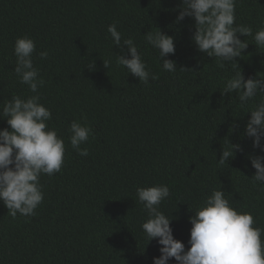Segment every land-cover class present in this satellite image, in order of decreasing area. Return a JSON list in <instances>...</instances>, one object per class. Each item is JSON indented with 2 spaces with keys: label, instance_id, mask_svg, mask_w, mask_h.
<instances>
[{
  "label": "trees",
  "instance_id": "obj_1",
  "mask_svg": "<svg viewBox=\"0 0 264 264\" xmlns=\"http://www.w3.org/2000/svg\"><path fill=\"white\" fill-rule=\"evenodd\" d=\"M177 5L178 0H0V105L34 95L13 71L15 41L26 35L36 44L33 63L44 81L40 102L52 113L49 128L66 147L61 171L40 178L44 200L35 215L13 218L0 202V264H152L160 246L142 230L147 213L136 188L155 184L170 188L161 210L173 219V236L186 250L189 217L213 189L222 188L236 210L253 214L254 227H264V187L249 180L255 170L246 159L259 150L233 134L245 154L228 164L217 161L232 119H241L242 132L249 118L235 93L220 95L233 69L195 50L193 22L174 24ZM236 22L255 34L264 24V0H237ZM112 23L122 41L137 44L155 81L145 85L116 67L119 49L107 32ZM155 27L176 37V53L168 59L195 72L162 69L158 51L144 38ZM244 39L250 45L238 63L247 79L264 73V49H256L252 37ZM105 59L112 60L108 68ZM73 120L91 127L81 145L87 156L70 145ZM7 127L0 120V130Z\"/></svg>",
  "mask_w": 264,
  "mask_h": 264
},
{
  "label": "clouds",
  "instance_id": "obj_2",
  "mask_svg": "<svg viewBox=\"0 0 264 264\" xmlns=\"http://www.w3.org/2000/svg\"><path fill=\"white\" fill-rule=\"evenodd\" d=\"M236 3L237 0H178L174 24L181 25L186 18L192 21L190 42L195 50L203 57H215L219 67L227 65L233 69L234 74L224 80L220 95L228 97L235 93L239 107L248 111L249 118L242 132L238 122L241 119H232L217 161L220 165L228 164L237 153L245 154L240 142H232L233 134H238L241 140H251L252 149L259 150L260 154L246 155L255 170L249 180L253 186L264 187V98L257 100V97H264V73L246 79L238 63L245 60L244 53L250 45L241 37H252L256 49H264V24L255 34L251 26L238 24ZM155 29L148 31L144 38L158 51L162 69L169 73L177 69L195 72L190 68H178L174 60L168 59L176 53V37ZM107 32L119 49V54L114 55L117 68L126 70L145 85L158 78L151 73L134 40L122 41L116 23L110 24ZM34 52L36 44L32 38L25 35L16 39L13 71L19 83L27 85L34 95H16L0 105V116L6 117L0 120H6L8 125L0 130V202L13 218L17 214L35 215L44 200L41 176L59 173L65 160V141L56 129L49 128L51 110L40 102L39 88L44 81L34 66ZM39 55L46 59L48 52ZM111 64V59L103 60L105 68ZM69 132L71 147L80 156H87V148L81 145L89 140L91 127L73 120ZM136 195L147 213L142 230L149 243L156 241L160 246V255L152 258V264H168L173 259L177 264H264V227H254L257 221L253 214L236 210L222 188L213 189L189 217L192 227L187 250L185 244L173 236L170 226L173 219L161 210L162 203L171 195L170 188L166 184L137 187Z\"/></svg>",
  "mask_w": 264,
  "mask_h": 264
}]
</instances>
